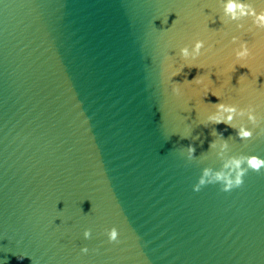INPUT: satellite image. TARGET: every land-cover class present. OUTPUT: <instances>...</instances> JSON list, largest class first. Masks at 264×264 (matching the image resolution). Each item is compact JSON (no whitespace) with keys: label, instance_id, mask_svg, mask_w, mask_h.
<instances>
[{"label":"water","instance_id":"water-1","mask_svg":"<svg viewBox=\"0 0 264 264\" xmlns=\"http://www.w3.org/2000/svg\"><path fill=\"white\" fill-rule=\"evenodd\" d=\"M247 24L224 0H0V264H264V169L223 190L233 158L264 157V41ZM233 35L256 44L255 81L225 71ZM198 40L176 95L165 57L186 63ZM200 73L207 95L185 80ZM219 102L232 121L208 119Z\"/></svg>","mask_w":264,"mask_h":264},{"label":"clouds","instance_id":"clouds-1","mask_svg":"<svg viewBox=\"0 0 264 264\" xmlns=\"http://www.w3.org/2000/svg\"><path fill=\"white\" fill-rule=\"evenodd\" d=\"M224 9L225 13L230 14L231 19H238L239 17H247L248 18V24L246 31L253 33L254 35L260 36L261 41H264V0H224ZM168 16L163 17V22H167ZM175 20L173 21V23ZM237 28H244L245 25L243 23H238L236 25ZM233 41H240L239 47L236 50V59L231 61L228 65L225 71H235L236 65L239 64L241 67H247L249 69V73H252L253 81L257 79V75L252 69L251 64L249 63V60L251 57H253L256 53L254 52V49L256 48V44H252L251 47L249 46V42L247 40L241 39L239 35H233L232 36ZM205 40H198L195 44L194 51L192 53L189 52V49L187 47L181 48V54L187 61V58L190 55H195V53H198L201 48H204L205 46ZM211 47V45H209ZM166 60L170 61L167 65V67L170 69L168 71V79L172 80L173 84V93L176 95H181L183 93L182 83L181 81H175L172 78L176 76L177 74L181 73L185 66H188L189 68L192 66H197L202 68L203 65L200 64H194L191 61H187L184 64H180L179 66H174V61L172 59V56L166 55ZM249 73H241V75L238 78V84L243 83L245 80L248 79ZM211 73H200L196 75L193 79L189 80L187 79V75L185 76V80L188 83H192L193 81L195 84L200 85L203 95H207L209 92V86L212 83L211 79ZM229 80H232V77H229ZM212 94L215 96H218L219 93L216 91V89H211ZM259 106V104L253 105L250 103L247 107V109H239L241 113L247 112L248 118L252 120L254 123L257 122V114L255 112V107ZM216 107L219 111L216 113L211 114L208 119L213 120L216 123L224 122L228 123L232 121L233 119V113L237 112L238 109L236 105L234 104H225L222 102L216 103ZM226 113V115H225ZM264 130V129H262ZM253 134V130L250 128H246L243 125L239 128L237 135L241 137H249ZM189 152L194 151V147L192 145L188 146ZM247 161V167H242V161ZM232 164L234 166V175L226 177V182L223 186L224 191H229L233 189L234 187L240 186L244 182V177L247 172L248 168H251L255 170L256 172H260L262 169H264V157H261L257 154H250L246 157H238L233 158ZM209 173V170L205 169L204 174L200 178L199 182L193 185L194 191H199L201 188V185L205 183L204 176H207ZM217 177H220L222 174L217 173ZM107 237L109 241H117L119 237L118 229L113 226L109 229H106ZM83 235L87 238L91 235V229L85 228ZM80 251L82 253H88L89 249L85 245L81 247ZM24 255L26 253H19L18 259H23Z\"/></svg>","mask_w":264,"mask_h":264}]
</instances>
